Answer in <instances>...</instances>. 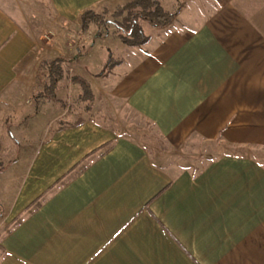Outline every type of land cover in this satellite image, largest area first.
Returning <instances> with one entry per match:
<instances>
[{
  "label": "crops",
  "instance_id": "0c3cea01",
  "mask_svg": "<svg viewBox=\"0 0 264 264\" xmlns=\"http://www.w3.org/2000/svg\"><path fill=\"white\" fill-rule=\"evenodd\" d=\"M129 1L0 0L2 155L14 144L7 129L34 116L23 109L43 59L40 30L53 26V40L72 26L89 36L85 11ZM111 26L108 35L96 26L95 37L109 39ZM151 26L140 46L116 33L119 64L92 87L110 115L122 126L148 121L170 149L264 148V0H184L171 25ZM17 112L21 123L10 122ZM46 135L0 182V264H264V166L250 156L176 170L91 120ZM84 158L81 174L58 184ZM5 164L0 177L15 163Z\"/></svg>",
  "mask_w": 264,
  "mask_h": 264
},
{
  "label": "rangeland",
  "instance_id": "374dc122",
  "mask_svg": "<svg viewBox=\"0 0 264 264\" xmlns=\"http://www.w3.org/2000/svg\"><path fill=\"white\" fill-rule=\"evenodd\" d=\"M160 1L164 8L173 13L174 16L177 13L178 7L182 6L184 3V0ZM108 18L111 19L113 17L109 15ZM173 19L174 17L170 23L167 24L168 26L172 24ZM142 22L143 21H141V24L143 25L144 32L149 34L152 29L151 24H143ZM72 28L73 35L71 37H58V39H52L51 42L48 43L45 39L46 35L50 34V31L54 30V27L47 26L40 30V38L38 39L39 45L42 47L41 51L43 59L53 58L62 53L67 54L70 57L66 64L68 74L61 82L57 96L71 106L70 108L68 106L65 107L61 105L60 102L53 101L48 104L41 103L38 107L37 103L31 97L33 100L32 104H30V106L23 105V110L28 113H33L34 116L21 123L18 121L21 116L20 112L15 113L14 116L16 117L10 122H20L21 124L11 125L12 127L8 128V133H6V135L9 134L7 137H9L14 144H11L10 142V145L5 152H3V155L1 151V160L3 164L6 162H13L15 164L11 166L7 174L0 177V182H4L6 179L5 177H8L9 175L15 176L16 172L22 171L25 168V161H27L31 154H35L33 150L38 145L41 137L43 138L44 135L52 133L53 129L56 127L64 125L70 121L83 122L91 120L99 125L105 126L111 131H114L116 134L131 136L132 138L146 144L148 151L154 159H161L164 164L168 166L174 165L176 170L184 168L196 169L212 159L229 153L245 154L264 166V148H236L218 141H190L178 150L170 149L166 146L165 140L157 134L148 121L140 119L138 121H133L130 124L126 123L122 126V123H120L116 117L110 115L114 113L109 111V104L103 102L104 99L101 93L97 92L94 101L91 103L80 101L78 98L80 88L74 86L70 82V75L75 73L84 75L87 79L89 78L88 80H90L92 87L98 90L96 83L98 84L101 81L99 77L101 73H103L110 58V52L114 57H120L122 55L121 46L123 43L117 42L116 39L118 38V32H116L117 28L115 29L113 26H111L109 39H97L95 37L97 35V27L95 25L89 30V36L81 33L80 27L74 28V26H72ZM46 72L45 69H39L34 83L35 88L43 85V82L47 77ZM45 128L46 132L44 133ZM3 138H6V136H3ZM26 147H28V149H26ZM85 165L86 158L77 162L70 171L59 177L58 184H64L66 181L80 175L83 169H85Z\"/></svg>",
  "mask_w": 264,
  "mask_h": 264
},
{
  "label": "trees",
  "instance_id": "16d2710c",
  "mask_svg": "<svg viewBox=\"0 0 264 264\" xmlns=\"http://www.w3.org/2000/svg\"><path fill=\"white\" fill-rule=\"evenodd\" d=\"M111 15L113 18H108ZM174 14L165 9L160 0H131L124 5H120L110 11L105 9L102 13L93 10H87L81 17V31L85 32L91 24H95L99 29V34L107 33L110 26L117 28L119 38L126 44L132 46H140L144 44L149 36L144 32L141 21H147L154 26H166L170 23ZM68 59L63 55H57L53 58H44L40 62L39 69H45L46 79L42 86L36 87L32 93V99L37 103L38 107L41 103L60 102L63 106L68 105L62 99H59L57 92L60 89L61 82L67 77L68 70L66 64ZM119 64V60L110 57L106 69L101 73L103 75L109 69ZM70 82L76 84L80 88L78 98L84 103H91L95 99V92L90 81L81 74H71ZM71 122L63 125H70ZM2 144L0 142V171L7 167L1 160ZM106 150L105 145L91 154L98 156ZM13 161V160H12ZM87 164V161H86Z\"/></svg>",
  "mask_w": 264,
  "mask_h": 264
},
{
  "label": "built area",
  "instance_id": "2783aa9c",
  "mask_svg": "<svg viewBox=\"0 0 264 264\" xmlns=\"http://www.w3.org/2000/svg\"><path fill=\"white\" fill-rule=\"evenodd\" d=\"M53 36H54V33L53 32H51L49 35H46V37L49 39V38H53Z\"/></svg>",
  "mask_w": 264,
  "mask_h": 264
}]
</instances>
